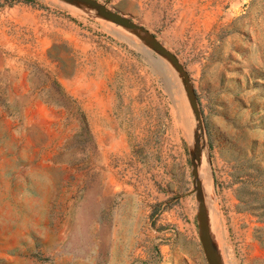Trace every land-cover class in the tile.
Returning <instances> with one entry per match:
<instances>
[{"label":"rangeland","instance_id":"obj_1","mask_svg":"<svg viewBox=\"0 0 264 264\" xmlns=\"http://www.w3.org/2000/svg\"><path fill=\"white\" fill-rule=\"evenodd\" d=\"M95 1L144 11L201 119L132 30L0 0V264H209L201 202L223 264H264V0Z\"/></svg>","mask_w":264,"mask_h":264},{"label":"water","instance_id":"obj_2","mask_svg":"<svg viewBox=\"0 0 264 264\" xmlns=\"http://www.w3.org/2000/svg\"><path fill=\"white\" fill-rule=\"evenodd\" d=\"M66 1H70V0H66ZM78 1L88 4L93 9L97 10L99 16L115 23L118 26L132 30L138 37H140L141 39L146 41L149 45H151L153 49L159 53V55L168 58L172 62V64L175 66V68L181 74L184 75L185 82L188 85V93L190 96V101H191L193 110L196 116L198 117V119L199 120L201 119V114H200V110L198 107V103L194 99V96L192 92L190 91V84H189L185 69L173 53L168 51L160 42H158L156 37L153 34H151L144 27L137 25L136 23L131 21L128 17L121 15L120 13L114 10L108 9L106 6L99 4L95 0H78ZM198 221H199V227H200V239H201L203 250L205 252V256L207 258L208 263L209 264H223L220 258V255L216 249V246L213 242L211 233H210L208 214H207L206 206L204 205L203 202H201L200 207H199Z\"/></svg>","mask_w":264,"mask_h":264},{"label":"bare ground","instance_id":"obj_3","mask_svg":"<svg viewBox=\"0 0 264 264\" xmlns=\"http://www.w3.org/2000/svg\"><path fill=\"white\" fill-rule=\"evenodd\" d=\"M175 76V75H174ZM173 75H172V78H173V81L176 83V87L174 86V91H175V93H177V95H179V98H178V102H179V107L177 106V108L179 109V112H181L182 114L185 112V111H187V108H186V104H185V99H184V97L182 96V91L180 90L181 88H180V85H179V82H178V79L176 78V77H174ZM176 104V103H175ZM177 105V104H176ZM188 112V111H187ZM189 114V113H188ZM184 117H185V115H183ZM178 117H179V115H178ZM183 117V118H184ZM182 118V119H183ZM186 118V117H185ZM184 118V119H185ZM183 119V120H184ZM182 120V121H183ZM184 122V121H183ZM182 125V124H181ZM190 125V124H189ZM195 125V124H194ZM191 126H192V124H191ZM182 127V126H181ZM184 127V126H183ZM182 127V128H183ZM187 128V127H186ZM186 128H183V129H185V131H186ZM189 128V127H188ZM187 128V129H188ZM191 130H192V128H191ZM194 130V129H193ZM184 131V132H185ZM188 131V130H187ZM195 131V130H194ZM189 134H190V132H189ZM187 139V138H186ZM189 140V139H188ZM190 142V141H189ZM204 152V151H203ZM202 152V153H203ZM205 153V152H204ZM206 153L202 156V162H201V166H200V177L199 178H201V184H202V186H203V190H204V192H205V195H206V197L210 200V199H212L213 198V195H215V194H213V184H212V178H211V171H210V169H209V166H208V161H207V158H206ZM214 176V175H213ZM199 180V179H198ZM215 198V197H214ZM210 202H211V200H210ZM209 204V203H208ZM207 206V205H206ZM215 206V205H214ZM213 208L214 207H212V211H213ZM210 210V209H209ZM216 210V209H215ZM208 213V212H207ZM215 213H218V212H216L215 211ZM213 214V213H212ZM212 216V215H211ZM218 217V216H217ZM215 224V223H214ZM211 226V225H210ZM218 229H219V227H218ZM213 231V230H212ZM214 235V234H213ZM217 235V234H216ZM218 237V236H217ZM216 237V238H217ZM219 242V241H218ZM221 245V244H220Z\"/></svg>","mask_w":264,"mask_h":264},{"label":"crops","instance_id":"obj_4","mask_svg":"<svg viewBox=\"0 0 264 264\" xmlns=\"http://www.w3.org/2000/svg\"><path fill=\"white\" fill-rule=\"evenodd\" d=\"M136 3V2H135ZM130 4V6H131V4H133V3H129ZM129 6V7H130ZM116 12H118V13H120L121 15H124V16H126V17H128L131 21H134V22H138V23H141V25L140 26H142V27H144L146 30H148L149 32L150 31H153V28L152 27H148V25H145L146 23H148L149 21H148V17L147 16H141V15H143V13H144V11H116ZM139 17H141L142 18V21L141 22H139L138 20H137V18H139ZM144 17H145V20H144ZM145 23V24H144Z\"/></svg>","mask_w":264,"mask_h":264}]
</instances>
